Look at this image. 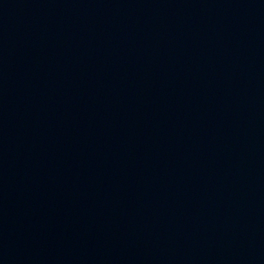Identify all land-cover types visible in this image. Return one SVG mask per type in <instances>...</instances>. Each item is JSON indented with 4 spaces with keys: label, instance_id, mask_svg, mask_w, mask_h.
Here are the masks:
<instances>
[{
    "label": "water",
    "instance_id": "95a60500",
    "mask_svg": "<svg viewBox=\"0 0 264 264\" xmlns=\"http://www.w3.org/2000/svg\"><path fill=\"white\" fill-rule=\"evenodd\" d=\"M0 264H264V0H0Z\"/></svg>",
    "mask_w": 264,
    "mask_h": 264
}]
</instances>
